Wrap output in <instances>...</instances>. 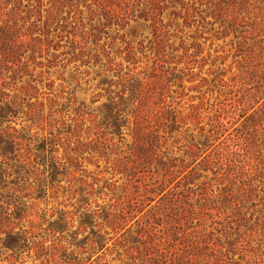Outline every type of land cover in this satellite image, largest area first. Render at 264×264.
Returning <instances> with one entry per match:
<instances>
[{
	"label": "rangeland",
	"instance_id": "374dc122",
	"mask_svg": "<svg viewBox=\"0 0 264 264\" xmlns=\"http://www.w3.org/2000/svg\"><path fill=\"white\" fill-rule=\"evenodd\" d=\"M17 1L0 0L2 14L15 8L26 25L34 22L35 33L18 45L16 59L24 76L6 78L4 92L13 95L34 80L44 113L53 103L48 118L57 122L52 157L60 160L69 153L77 163L72 175L60 176L63 187L57 193L39 199L25 197L29 189L12 198L9 185L0 182L3 215L10 214L18 230L25 231L17 248L7 247L6 235L0 233V264H124L123 252L112 241L100 248L91 246L98 228L92 221L84 230L79 216L85 207H109L123 198L121 189L112 192L104 187L112 181L106 159L130 157L133 138L127 129L112 133L103 116L118 100L127 76L157 82L164 87L167 102L187 116L183 122L175 119L166 123V129L163 126L168 137L163 151L169 157L184 156L203 133L218 128L217 114L222 112L223 126L216 134L222 147L215 149L206 170L197 168L202 176L189 185L194 189L190 203L203 218L199 221L196 212L193 225L204 222V233L214 244L206 251L211 255L208 264H264V137L236 110L239 65L242 69L238 38L226 30L225 16L213 13L215 5L226 8L231 0H20L18 9ZM57 1L60 10L53 13ZM157 96L152 98L154 109ZM119 108L125 119L133 118L131 104ZM26 112L27 107L4 118L0 108V133L28 127ZM36 131L33 126L25 133L42 135ZM157 163L152 160L153 171ZM79 177L86 183L100 178L96 193L75 194ZM17 211L24 216L15 218Z\"/></svg>",
	"mask_w": 264,
	"mask_h": 264
},
{
	"label": "trees",
	"instance_id": "16d2710c",
	"mask_svg": "<svg viewBox=\"0 0 264 264\" xmlns=\"http://www.w3.org/2000/svg\"><path fill=\"white\" fill-rule=\"evenodd\" d=\"M16 5L17 9L20 8L21 1ZM54 5L53 13H57L60 4L57 1ZM213 13L225 16L226 30L233 31L238 38L237 51L242 57V69L239 65L235 96L240 98L236 110L241 112L246 124H251L264 137V0H255V4H250L249 0H231L226 8L215 5ZM33 27L34 22L26 25L15 8L2 14L0 5V102L4 100L0 106L1 113L7 118L27 107L28 120H31V124L21 131L10 127L9 131L0 133V156L4 157L0 159V182L9 185L7 193L12 198L18 197V193L25 189L30 190L25 195L28 198L39 199L49 193H57L63 187L60 176L72 175L77 163L69 153L60 160L52 157L56 149L51 136L56 132L54 124L57 122L48 121V118L53 114V103L49 113H44L43 102L37 103L39 95L32 83L34 80L17 88L13 95L4 92L8 85L6 78L20 80L24 76L21 73L23 67L16 57L19 46L35 33ZM124 81L126 85L121 95L111 102L103 116L105 127L112 128V133L127 129L133 138L130 145L132 159L129 156L106 159L110 163L112 181H106L104 187L112 192L121 189L124 195L116 198V203L109 207L96 205L94 210L85 207L79 216L80 223L85 230L94 221L98 230L90 238L91 246L100 248L112 241L115 248L123 252L124 264H208L206 261L211 255L206 251L209 247L214 249V244L204 233V222L199 227L193 225L196 212L199 221L203 218L202 211H195L190 203L194 189L189 185L202 176L197 168L206 170L213 162L215 149L222 147V143L217 144L219 137L216 136L223 126L222 112L217 114L218 128L203 133L184 156L169 157L163 151L168 139L163 126L166 129V123L175 119L183 122L187 116L180 114L172 102H167L166 91L157 82L152 85L133 76L124 77ZM155 95H158V101L154 109L151 103ZM126 103L133 108L130 121L124 117V109L119 108ZM153 115L157 116L156 120ZM33 126L37 133L42 132L41 136L26 134ZM102 156H106L105 153ZM153 159L158 162L154 171ZM203 162L206 164L201 168ZM195 163L199 166L192 167ZM115 176L119 177L113 180ZM77 179L79 187L75 194L83 197L84 194L96 193L94 185L100 178L91 183H86L82 177ZM121 179L123 181L118 184ZM130 187L134 188L133 192ZM1 208L0 233L6 235V246L21 247L25 231H19L18 223L10 214L3 215ZM16 214L15 218L24 216L22 212L17 211Z\"/></svg>",
	"mask_w": 264,
	"mask_h": 264
}]
</instances>
